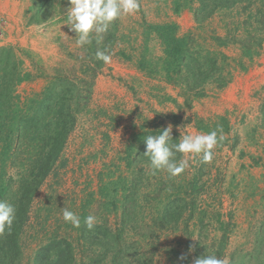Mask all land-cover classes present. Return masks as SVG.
I'll use <instances>...</instances> for the list:
<instances>
[{
  "label": "rangeland",
  "instance_id": "1",
  "mask_svg": "<svg viewBox=\"0 0 264 264\" xmlns=\"http://www.w3.org/2000/svg\"><path fill=\"white\" fill-rule=\"evenodd\" d=\"M234 1L241 14L229 7L230 1L218 0H192L178 13L173 0H16L15 15L0 11V48L11 49L18 74L28 76L14 87L21 110L28 116L39 112L41 119L45 113L36 103L46 96L56 99L60 86L75 88L74 100L80 103L58 160L62 167L46 178L30 203L14 264H34L53 235H69L76 249L73 264H264V83H259L264 80V7L256 15L264 2ZM250 2L256 21L247 15ZM206 6L198 14L201 21H195L194 11ZM161 23H175L179 37L190 34L194 46L228 57L222 71L230 72L228 84L216 92L208 88L189 106L181 95L176 105L162 99L156 105L153 96L149 101L151 88L142 76L136 78L141 74L134 60L145 26ZM248 24H259L254 27L261 32L253 34L263 42L258 55L243 59L242 50L251 48L253 38L245 32ZM215 36L230 43L218 50ZM147 42L148 56L156 61L159 43L149 35ZM4 57L11 58L0 54V75ZM255 71L256 76L249 75ZM133 78L139 80L136 90L127 85ZM237 78L259 80L251 93L240 92L224 110L217 94ZM28 100L35 103L27 113ZM40 130L35 124L25 131L22 144ZM141 133L147 134L135 141L133 134ZM131 144L132 165L127 167L123 158ZM194 174L201 177L203 190L196 195L186 185ZM123 176L133 201L120 196L117 210L106 214L100 187H111ZM91 191L94 202L84 224L91 229L81 233L72 228ZM123 203L130 222L120 221ZM9 209L0 210V229ZM104 226L111 230L106 237L99 229Z\"/></svg>",
  "mask_w": 264,
  "mask_h": 264
},
{
  "label": "trees",
  "instance_id": "2",
  "mask_svg": "<svg viewBox=\"0 0 264 264\" xmlns=\"http://www.w3.org/2000/svg\"><path fill=\"white\" fill-rule=\"evenodd\" d=\"M191 1L173 0L175 13H178L181 8L189 6ZM204 1L200 0V2ZM218 1H221L218 4L230 1L229 7L233 6V11H236L234 0ZM258 1L259 4L264 2V0ZM250 5L251 2L246 9L247 15L256 21V16L252 14ZM261 6L262 9H258L256 15H260L263 12L264 6ZM206 9L207 6L197 10L198 12L194 11L195 21H201L198 18V14L199 12L203 14ZM237 11L238 14L242 12L241 9H237ZM233 24L237 25V23ZM254 25L259 26V24H248L245 27V32L248 35H252L253 38H251V48L245 47L242 50L240 57L243 59H251L258 55L261 50L263 39L258 40L253 34L259 30ZM260 32L259 30L258 33ZM148 35L154 36L159 43L161 56L156 61L148 56ZM142 36L145 38L142 41L139 55L134 60L135 68L149 78L162 77L167 84L173 86L179 91L181 96H184L185 105L189 106L194 100L201 98L208 88H212L216 92L228 84L230 72L222 75L223 69L226 65L227 67L229 65L227 64L228 57L221 51L217 53L206 48V46H194L193 41L195 40L192 39L190 34L179 37L175 23L146 25ZM213 41L216 43L218 50L230 43L227 39L217 36L213 38ZM10 51L11 49L9 48H0V54H7L8 57H11L9 59L2 58L4 68L1 70L0 75V210L4 207L10 208L7 221L0 229V264L16 263V258L21 253L20 240H18L20 239L19 234L23 233L22 225L27 220L30 203L46 178L52 175L57 167H62L58 160L66 143L67 135L74 124L76 109L80 104L79 101L74 100L78 95L75 93L74 86V89L72 87L69 88V86L64 88L60 86L56 99L50 100L46 96V99L36 103V106L40 108V112H44L45 116L37 119L39 112H33L34 114L28 116L21 110L22 103L19 97H16V94L14 95L15 85L27 79L28 76L20 77L17 64L14 61V55ZM96 57L99 58L100 56ZM124 60L129 62L131 56L124 57ZM100 64V62H97L95 66L98 67ZM56 79L59 82L62 79L64 80V78ZM48 93L49 88L47 86L44 94ZM33 103H35L33 100H28V104L24 105L27 113L30 108H34L32 107ZM35 124L40 125V132H38V135L36 133L30 136L27 142L22 144L23 133L30 130ZM158 132L161 133L159 130ZM154 133L152 134L154 135ZM145 134L147 133L133 134V137L135 141L141 142ZM148 134L152 135L150 132ZM41 135L43 136L42 139ZM16 145L23 146V149H18ZM133 147L134 145L131 144L130 150L127 151V156L123 158L127 167L132 165L129 157L134 153ZM22 155H24L22 158L24 163L14 169V162ZM197 174L193 175L192 182L186 183V185H189L187 190H190L191 194L194 195L199 194V191H203L200 185L201 177H197ZM127 182L128 180L123 176L117 179L115 183H112L111 185L113 186L111 187H100L98 195L104 201L103 210L106 214L112 213V210H117L118 197L120 196L124 201H128L127 203H132L133 197L130 195L132 190L125 185ZM180 184L178 188L183 191L185 183L182 182L184 186ZM172 188L171 191H173ZM94 195V192H88L81 201L79 208L81 213L77 216V223L74 224L73 228L71 227L73 230L81 233L90 231L91 227L86 230L84 224L89 221L87 210L94 202ZM123 204L120 221L124 222L128 211L126 210V203ZM188 204L192 211L196 210L194 201H190ZM181 205L183 206V202ZM185 207H188V205ZM47 220L48 215L45 222ZM202 220L203 218L200 217V221ZM127 222H130L129 218H127ZM66 223L67 226L70 224L68 221ZM99 229L100 232L103 230L101 233L104 237H106L107 233H111L108 227H99ZM118 232H121V229H118ZM68 236L61 238L53 235L49 239L47 238L48 241L36 253L34 264H73L76 249Z\"/></svg>",
  "mask_w": 264,
  "mask_h": 264
},
{
  "label": "crops",
  "instance_id": "3",
  "mask_svg": "<svg viewBox=\"0 0 264 264\" xmlns=\"http://www.w3.org/2000/svg\"><path fill=\"white\" fill-rule=\"evenodd\" d=\"M16 6H17V2L16 0H0V11H2V13L7 12L9 14H11L10 12L12 11L13 14L15 15V13L17 12L16 10ZM11 8V9H9ZM9 9V10H7ZM135 69V68H134ZM139 74L136 78H138L139 76H142L143 79L141 78L140 80L143 82V84L145 85H149V88L151 89H147L148 92V99L149 101H153L152 96L155 97L156 99H158L156 102H154L156 105L158 104L157 102L159 101V99H162L166 102H173L175 105L177 104H181L182 99L179 97V91L177 89H175L173 86L168 85L167 83H165L162 79H160L159 77H153V78H149L147 77L145 74H143L142 72H139L137 69H135ZM262 73V72H261ZM253 74L254 76H256V74H258L257 71L255 72H249V75ZM263 74V73H262ZM248 75V76H249ZM253 80L248 81V79L244 78V79H233L232 83L228 85V87L224 90H222L219 94H217V99H216V103L217 105H221L222 104V108L224 110H226V108H229L231 104L237 102V98L240 95H243L242 93H251L252 89H255L256 79L254 80V78H252ZM132 84L127 83V85H130V89H134L136 90V86L137 84H139V80L138 79H131ZM259 83H264V80H262L261 82L259 81ZM164 90L166 93L161 92L157 93L156 90ZM165 94V95H164ZM246 94L244 96H246ZM164 98V99H163ZM148 104V105H153L156 106L155 104ZM229 104V105H227ZM179 108V107H178ZM157 116H159V112L157 113Z\"/></svg>",
  "mask_w": 264,
  "mask_h": 264
}]
</instances>
